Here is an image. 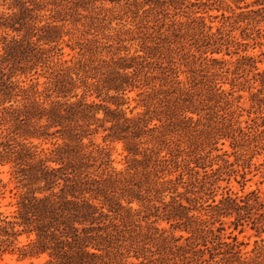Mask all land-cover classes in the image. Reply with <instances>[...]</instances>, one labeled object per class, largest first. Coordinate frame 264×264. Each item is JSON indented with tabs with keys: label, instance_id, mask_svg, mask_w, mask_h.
I'll return each instance as SVG.
<instances>
[{
	"label": "trees",
	"instance_id": "1",
	"mask_svg": "<svg viewBox=\"0 0 264 264\" xmlns=\"http://www.w3.org/2000/svg\"><path fill=\"white\" fill-rule=\"evenodd\" d=\"M256 47L264 0H0V256L264 264V239L225 233H264L259 190L213 197L224 172L264 176Z\"/></svg>",
	"mask_w": 264,
	"mask_h": 264
},
{
	"label": "rangeland",
	"instance_id": "2",
	"mask_svg": "<svg viewBox=\"0 0 264 264\" xmlns=\"http://www.w3.org/2000/svg\"><path fill=\"white\" fill-rule=\"evenodd\" d=\"M66 52H72L69 47L65 48ZM254 54H260V48L256 47L255 49H251ZM264 51V47H263ZM259 57H264V54H260ZM36 77V76H35ZM36 79V78H35ZM43 77H40L39 80L43 81ZM134 95V93H131ZM135 105V101H130V106ZM246 117V113H244V116ZM97 141H101V137L97 136ZM108 149L111 152L112 158L114 159V164L117 167H123L124 166V155L125 152L123 151V144L121 142H114V143H106L105 144ZM219 147H222L221 150L223 151L225 148H229L231 151V148L229 147L228 140L225 144L218 143ZM217 152V151H216ZM231 159H234L233 156H231ZM262 159V155L258 154L257 157H254L252 159V162L258 163ZM239 171L235 172H224L221 176V179L219 180V183L221 185L220 189L216 191V194L213 195L214 198L218 199L222 196V193H227L232 196H244L245 193L255 189L259 190L262 198H264V176L263 172H261V168H258L257 166H254L253 164L251 167H240ZM229 171V170H228ZM242 172L245 173V177L243 178L241 176ZM9 177L7 167H0V179L3 181H7ZM239 179L236 180V178ZM230 188V189H229ZM206 199H208V202H210L212 199L209 198L208 195H206ZM12 200V192L10 191V188H7L4 193L0 195V211L4 212H10L12 209V206L10 205V201ZM205 200V199H204ZM206 202V203H208ZM226 227V235H229L232 231V233L236 234L238 239L243 242L242 249L246 253V255L252 254V249L256 245V241L262 242V239H264V233H259L249 225H245L243 228V231H239V229H233V226H230L229 224L225 225ZM22 242H25L26 239L22 238ZM264 255L262 256L263 259ZM36 258L30 259H18V257L15 254L6 253L2 256H0V264H36Z\"/></svg>",
	"mask_w": 264,
	"mask_h": 264
}]
</instances>
